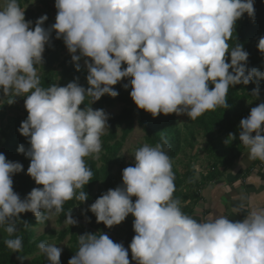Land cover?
Wrapping results in <instances>:
<instances>
[{
  "label": "clouds",
  "instance_id": "obj_1",
  "mask_svg": "<svg viewBox=\"0 0 264 264\" xmlns=\"http://www.w3.org/2000/svg\"><path fill=\"white\" fill-rule=\"evenodd\" d=\"M26 7L19 0H0V100L11 105L24 98L27 117L18 132L29 147L21 144L17 152L30 159L26 174L42 187L21 199L12 176L23 165L0 153V227L9 236L18 230L22 213L45 223L63 211L66 201L88 199L82 189L93 173L85 158L99 157L109 118L90 105L105 94L116 97L112 86L122 79L130 78L122 87L131 88L137 109L153 118L175 114L191 120L228 108L230 86L264 79V72L246 67L242 45L228 43L237 20L244 14L254 19L253 0H55V22L49 28L43 27L46 14L33 27L25 19ZM53 31L76 71L83 59L87 88L78 78L65 86H40L38 66ZM256 46L264 54V36ZM252 95L259 96L258 87ZM86 97H91L88 105ZM262 133L264 101L239 122L238 139L250 160L264 162ZM236 138L229 133L224 142ZM162 140L154 147L140 146L132 154L134 165L122 170L121 184L88 208L108 228L131 215L135 235L128 247L107 234L86 232L78 236V250L67 264H130L129 252L135 264H264V207L246 210L240 220L185 214L173 197L175 177L164 150L170 145ZM244 208L241 202L238 213ZM65 222L77 223L69 211ZM5 245L14 253L23 247L19 236ZM38 248L49 264H60L62 249L56 244L41 242Z\"/></svg>",
  "mask_w": 264,
  "mask_h": 264
},
{
  "label": "trees",
  "instance_id": "obj_2",
  "mask_svg": "<svg viewBox=\"0 0 264 264\" xmlns=\"http://www.w3.org/2000/svg\"><path fill=\"white\" fill-rule=\"evenodd\" d=\"M25 1L19 0L22 8ZM253 5L254 19L244 14L237 20L232 38L228 43L230 47L237 43L242 45L243 50L248 53L247 68H256L258 71L264 72V54L260 53L256 46L259 38L264 36V0H253ZM39 17L37 12L25 9V19L32 21L33 25ZM47 17L48 19L43 25L45 28H49L52 22L51 17L49 15ZM51 36L54 37L51 43L45 46L43 52V65L42 67L38 66L40 86L47 88L55 83L58 86H65L78 78V83L87 88L86 69L81 67L80 71H76L71 60L67 56L62 57L59 54L65 46L63 40L56 39L54 31ZM226 62H229L227 53ZM112 87L114 90H118L116 97L113 98L105 94L90 105L94 110H104L113 106L118 100L124 104L119 113L110 115L108 118V129L101 136L102 149L99 157L97 159L85 158L86 166L93 173L92 180L82 189L87 193L88 199L83 203L75 199L65 202L63 211L57 214V223H65L67 227L57 233L54 230H49L47 233L36 235V228L43 223L38 222L30 212L20 214L19 219L16 220L18 230L12 236H9L4 228L0 227V264H49L45 255L40 252L38 244L47 243L49 239L61 242L69 236V245L62 252L60 261V264H67L78 250L79 235L86 232H97V235L111 233L112 227L108 228L103 223H97L94 214L88 211V208L102 193L119 186L122 182V170L134 165L124 161L120 150L136 126L144 132V143L139 147L144 144L154 147L157 143H163L162 138L167 139L170 148L165 145L164 150L170 157L175 177L173 197L180 201L182 211L191 216L192 205L198 198L199 190L227 172L246 148L238 139L240 120L249 115L251 108L264 101V79L254 78L248 85L238 84L229 87L226 101L229 105L228 108L217 107L215 110L205 112L195 120L186 117V120L180 125L176 122L174 114H161L153 118L149 113L137 109L129 96L130 91H119L120 88L117 84ZM209 87L211 88L212 85ZM257 87L259 96L255 97L252 95V90ZM18 98L24 103L23 97ZM90 101L91 97H86L85 105H88ZM85 105L82 104L80 107L84 108ZM8 106L6 98L3 99L0 104V153L4 154L7 160L23 165V170L12 176V187L13 191L19 194L21 199H24L34 187L42 186L36 185L34 180L26 174L30 159L17 152V147L21 144L26 149L29 147L27 138L18 132L20 123L27 117V112L23 106L19 109V114H10L6 112ZM229 133L237 138L232 141L229 139L226 144L224 141ZM197 138L203 141V147L200 150H195L198 144ZM186 148L193 150L194 160L199 159L200 154L203 155L204 163L196 167L192 160L179 168L176 161ZM79 191L81 190H77V194ZM132 199L134 201L135 197ZM68 211L77 221L76 225L69 226L65 222ZM133 219L131 215L125 218L127 226L122 237L125 248L128 247L135 235L132 229ZM24 221L28 223L27 227L24 226ZM16 236L22 239L23 247L19 252L14 253L6 247L5 240L14 239ZM129 260L131 263L130 252Z\"/></svg>",
  "mask_w": 264,
  "mask_h": 264
},
{
  "label": "crops",
  "instance_id": "obj_3",
  "mask_svg": "<svg viewBox=\"0 0 264 264\" xmlns=\"http://www.w3.org/2000/svg\"><path fill=\"white\" fill-rule=\"evenodd\" d=\"M248 153V148H245L227 172L199 190L198 198L192 205V217L199 220L213 213L214 216L224 215L231 220H240L246 214V210L252 207H264V183H262L264 162L250 160ZM241 202L244 203L245 208L238 213L237 206ZM126 226L124 220L119 225L113 226L111 233L107 235L114 242L124 245L122 237ZM130 264L135 262L132 261Z\"/></svg>",
  "mask_w": 264,
  "mask_h": 264
},
{
  "label": "rangeland",
  "instance_id": "obj_4",
  "mask_svg": "<svg viewBox=\"0 0 264 264\" xmlns=\"http://www.w3.org/2000/svg\"><path fill=\"white\" fill-rule=\"evenodd\" d=\"M54 3H55V0H26L24 7L27 5L26 9H30L32 12H37L40 16L45 15V14L49 15L52 19V22L50 23V26H51L55 22V15H56V9L54 7ZM32 26L34 27L35 25L32 24ZM53 37L50 36V41L48 44L51 43ZM48 44H46L45 46H47ZM59 54L62 57L67 56L71 60V56L67 52V49L65 46L63 49L60 50ZM79 63L81 65V67L84 68L83 59ZM128 79H130V78L122 79L120 82L117 83V86L120 88L119 91H123V92L131 91V88L124 89L122 87V85L124 83L128 82ZM116 91L118 92V90H116ZM0 98H2V92H0ZM1 102H2V100H0V104H1ZM23 106H24L23 101L20 98H18V99H16L15 103L8 106L6 112L10 113V114L17 115L20 113L19 109L22 108ZM123 106H124V104L118 100L114 103L113 106L105 108L104 111H105V113L108 114V117H109L110 115L119 113V111L121 110V108ZM186 117H187L186 115H180V116L175 115L176 122L180 125L183 123V121L186 120ZM105 132H106V130H105ZM143 135H144V132L138 126H136L134 128V130L132 131V133L128 136V138L124 142L123 147L120 150V155L126 163H133L134 164V157L132 156V154L139 148L140 144L144 143ZM197 143L198 144L195 147V150L196 149H199V150L202 149V147H203L202 139L197 138ZM192 151L193 150L186 148L185 152L181 153L178 156V160L176 161V164L179 168H182L184 164H186L187 162H191L192 160H193L194 166H198L200 163L201 164L204 163V161H205L204 156L200 154V156H199L200 158L197 160L196 159L194 160L193 157H195V156H192L194 153ZM66 227H67V225L65 223H62V224L57 223V214L54 213V214L50 215V218L48 219L47 222L43 223L41 226L36 228V235H39L42 233H47V231H49V230H54L57 233ZM68 241H69V236H67L61 242H57L55 239H49L47 241V243L48 244H56V246L60 247L62 249V252H63L69 245ZM62 252H61V256H60V261L62 259ZM27 260H29V258H27Z\"/></svg>",
  "mask_w": 264,
  "mask_h": 264
}]
</instances>
